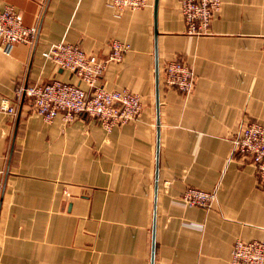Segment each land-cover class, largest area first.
Returning a JSON list of instances; mask_svg holds the SVG:
<instances>
[{"label": "crops", "instance_id": "0c3cea01", "mask_svg": "<svg viewBox=\"0 0 264 264\" xmlns=\"http://www.w3.org/2000/svg\"><path fill=\"white\" fill-rule=\"evenodd\" d=\"M41 1L0 0L38 27L11 54L0 43V100L19 83L87 88L43 52L65 41L105 58L118 39L130 50L99 82L143 107L111 130L85 114L48 122L27 99L0 112V264H230L236 240L264 241V188L232 142L264 124V0H221L202 35L187 33L180 0L119 15L106 0ZM174 58L195 74L190 94L165 83ZM189 186L216 197L186 205Z\"/></svg>", "mask_w": 264, "mask_h": 264}, {"label": "built area", "instance_id": "2783aa9c", "mask_svg": "<svg viewBox=\"0 0 264 264\" xmlns=\"http://www.w3.org/2000/svg\"><path fill=\"white\" fill-rule=\"evenodd\" d=\"M117 15L127 8L140 9L150 5V0H106ZM42 3L45 0L41 1ZM186 31L191 35L206 34L211 21L219 11L221 0H180ZM38 32L36 25H27L22 13L13 5L0 8V43L6 54H11L19 42L33 44ZM130 50V45L118 39L111 41L107 57L100 58L88 53L78 44L57 42L43 52L62 69L69 70L79 83L53 79L47 83L17 84L14 98L0 100V112L14 115L18 104L27 99L34 111L48 122L58 113L69 123L81 114L95 117L106 129L111 130L140 115L143 107L141 96L128 88L107 89L99 82L109 62H120ZM167 86L190 94L195 85V74L191 66L181 58L167 61L164 68ZM233 155L250 158L257 171L259 184L264 188V124L249 122L232 139ZM3 181L0 178V195ZM216 197L215 192L193 186L187 187L182 200L189 206L209 207ZM230 264H264V241L236 240Z\"/></svg>", "mask_w": 264, "mask_h": 264}, {"label": "water", "instance_id": "95a60500", "mask_svg": "<svg viewBox=\"0 0 264 264\" xmlns=\"http://www.w3.org/2000/svg\"><path fill=\"white\" fill-rule=\"evenodd\" d=\"M157 1L155 0V14H156V10H157ZM157 66H156V78H157V90H158V79H159V72H158V61L156 62ZM159 103V98L157 97V104ZM154 259V256L152 258V260Z\"/></svg>", "mask_w": 264, "mask_h": 264}]
</instances>
